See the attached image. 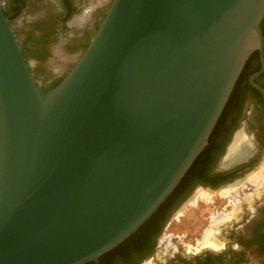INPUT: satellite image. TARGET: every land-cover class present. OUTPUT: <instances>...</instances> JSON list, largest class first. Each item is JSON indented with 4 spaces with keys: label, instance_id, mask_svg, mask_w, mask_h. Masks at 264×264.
Segmentation results:
<instances>
[{
    "label": "water",
    "instance_id": "water-1",
    "mask_svg": "<svg viewBox=\"0 0 264 264\" xmlns=\"http://www.w3.org/2000/svg\"><path fill=\"white\" fill-rule=\"evenodd\" d=\"M263 15L264 0H111L42 90L0 4V264L97 261L133 233L207 143L254 50L264 98Z\"/></svg>",
    "mask_w": 264,
    "mask_h": 264
},
{
    "label": "flooded vegetation",
    "instance_id": "flooded-vegetation-1",
    "mask_svg": "<svg viewBox=\"0 0 264 264\" xmlns=\"http://www.w3.org/2000/svg\"><path fill=\"white\" fill-rule=\"evenodd\" d=\"M110 1L0 0L21 53L42 90L58 83L73 65L97 29ZM37 2L56 6L50 10L37 9L34 4ZM31 11L34 13L26 19ZM79 14H85V20L79 25L72 23ZM259 23L263 29L264 15ZM51 58L64 61L66 65L48 71L45 64ZM260 67L258 51L254 50L240 71V75L247 73L246 77L231 89L207 143L198 153L197 162L189 166L158 210L156 208L133 233L101 254L97 261L82 264H264V185L255 193L257 195L252 194L250 202L243 199L242 190L246 185H239L241 181L245 183L255 164L264 158V98L249 81V76ZM253 82L264 91V69ZM238 131L244 133L243 147L227 161L225 154ZM246 155L247 158L235 162ZM237 180L235 190L222 192V202L226 196L235 201L240 198L238 208L215 216L209 227L217 229L216 237L221 241L218 248L203 245V238L196 247L185 248L180 238L176 245H166L165 230L172 222L170 216L191 192L200 188L223 190Z\"/></svg>",
    "mask_w": 264,
    "mask_h": 264
},
{
    "label": "rangeland",
    "instance_id": "rangeland-1",
    "mask_svg": "<svg viewBox=\"0 0 264 264\" xmlns=\"http://www.w3.org/2000/svg\"><path fill=\"white\" fill-rule=\"evenodd\" d=\"M34 4L37 9L47 8V10H50L51 8L53 9L56 6L48 2L46 3L37 2ZM33 13L34 11L28 12L26 14V19L27 16ZM63 64L66 65L64 61H58L56 58H51L47 60L45 67L48 71H51L56 66H60V65L64 66ZM255 165H257L256 167H258L259 164H255ZM255 168H253L252 171H254ZM250 175L251 174H249L248 177H246L247 179L244 180L245 183L242 181L239 183L240 186L246 185L245 187H243L242 190L243 193L245 194L243 195L244 200L246 195L255 193L254 191L255 185L250 182L249 179ZM197 190L198 189L191 192L185 198V200L182 201L173 210L172 215L170 216V221L172 222L170 226L169 227L167 226V229L165 230L166 245L174 246L177 244V240L180 238L182 239L181 245L184 246L185 248L189 246L196 247L201 242L203 238V233H205L207 229H210L209 227L210 224L212 223V219L219 214L232 212V209L235 206L236 202L241 201L239 198L235 202V200L232 199L231 196H226V199L223 200L222 202V192L232 190V189H228V187L223 188V190L222 188H218L216 190H208L207 188H200L199 191ZM200 191H205L207 193L206 196H200L199 195ZM193 194L196 195V199L194 201H188ZM207 215L209 217L205 219L204 216ZM218 219L219 218L217 217V219L214 220V223ZM200 220L203 222V224L201 222L200 226H196V224L197 225L200 224Z\"/></svg>",
    "mask_w": 264,
    "mask_h": 264
},
{
    "label": "bare ground",
    "instance_id": "bare-ground-1",
    "mask_svg": "<svg viewBox=\"0 0 264 264\" xmlns=\"http://www.w3.org/2000/svg\"><path fill=\"white\" fill-rule=\"evenodd\" d=\"M85 18H86V15L85 14H79L78 16H76L75 18H73L72 23L79 25L80 23H82L85 20ZM243 140H244V133L241 132V131H238L234 135L231 143L229 144L228 152L226 153L227 155L225 154V156H226L225 159L227 161L231 160L239 152H241V149L243 147ZM245 179H247V178H245ZM249 179H250V182L255 185V188H254L255 189L254 190L255 193L259 192L260 188L262 189V187L264 185V158L262 159V161H260L258 167L255 168V170L253 171V173L250 175V178ZM238 183L239 182H236V183H233V184H229V185H227V187H228V189H235L237 187ZM205 191H207V190H205ZM205 191H200L199 192V195L200 196H206L207 193ZM255 193H253V194H255ZM255 195H257V194H255ZM195 199H196V195L193 194L189 198L188 201H194ZM245 200L247 202H250L252 200V194L246 195L245 196ZM236 204L238 205V202H236ZM236 204H235V206L232 209L233 212L238 208V206ZM216 230H217L216 227L213 230L210 228V229H207L205 231V233H203V241H204L203 245L209 246V247H214V248H218L219 247V245L221 244L220 243L221 241H220V238H218V236L216 237V232H217Z\"/></svg>",
    "mask_w": 264,
    "mask_h": 264
},
{
    "label": "trees",
    "instance_id": "trees-1",
    "mask_svg": "<svg viewBox=\"0 0 264 264\" xmlns=\"http://www.w3.org/2000/svg\"><path fill=\"white\" fill-rule=\"evenodd\" d=\"M259 27H260V29H261V31H262V34H263V37H264V28L262 29V27H261V25H260V23H259ZM255 54H256V52H255ZM243 71V70H242ZM247 73H243V74H241L240 75V73H239V78L237 77V79H236V81L234 82V85H233V87L232 88H236L237 86H238V84L240 83V80L242 79V78H244V77H246L245 75H246ZM57 84V83H56ZM55 84V85H56ZM54 85V86H55ZM200 155V154H199ZM199 155L197 156V158H195V160L192 162V164H191V167L197 162V160H198V157H199ZM190 169V168H189ZM166 199V198H165ZM162 205V202H161V204L157 207V210H158V208L160 207ZM156 211V210H155ZM154 213V212H153Z\"/></svg>",
    "mask_w": 264,
    "mask_h": 264
}]
</instances>
